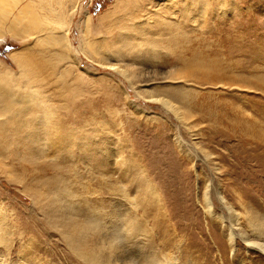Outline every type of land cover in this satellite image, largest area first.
Wrapping results in <instances>:
<instances>
[{"label":"rangeland","instance_id":"1","mask_svg":"<svg viewBox=\"0 0 264 264\" xmlns=\"http://www.w3.org/2000/svg\"><path fill=\"white\" fill-rule=\"evenodd\" d=\"M0 264H264V0H0Z\"/></svg>","mask_w":264,"mask_h":264}]
</instances>
